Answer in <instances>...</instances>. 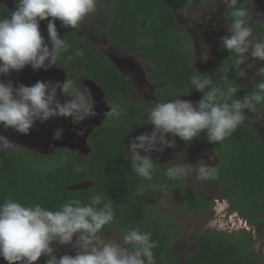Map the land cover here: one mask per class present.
<instances>
[{
  "label": "trees",
  "instance_id": "obj_1",
  "mask_svg": "<svg viewBox=\"0 0 264 264\" xmlns=\"http://www.w3.org/2000/svg\"><path fill=\"white\" fill-rule=\"evenodd\" d=\"M193 1L102 0L111 8L107 29L111 41L153 60L152 79L163 85L155 92V100L148 102H132L133 87L129 80L109 59L102 58L88 45L79 35L80 26L67 29L59 20L55 22L60 37L71 46L65 56L76 49L84 51V56L72 63L61 59V67L96 82L107 93L109 102L122 107L123 114L118 122H108L93 132L90 143L94 152L87 158L64 150L48 158L27 152H0V202L11 195L23 204L39 203L56 210L69 199L86 202L93 191L103 193L113 202L116 213L115 222L106 225L103 231L120 232L122 237L123 230L140 227L158 242V247L152 250L154 264H176L175 257L169 254L181 235L180 229L168 217L158 215L156 206L144 197L156 187L173 193L180 210L198 215L204 214L211 202L187 190L183 179L169 180L164 175L167 163L161 159L153 157L157 169L152 180L138 177L125 159L124 146L129 132L142 123L149 108L182 95L189 87V79L196 70L193 44L186 33L176 28L175 18ZM200 1L207 5L212 0ZM7 10L11 8L0 6V14L6 15ZM230 11L225 9L229 22ZM40 31L48 39L47 21L40 22ZM252 32L264 38V23L255 24ZM217 51V55L206 60V72L217 80V69L221 66L227 69L222 75L238 88L237 98H242L247 91L237 81L232 54L222 49L221 41ZM262 80L264 77L259 75L258 83ZM217 83L223 87L222 80L218 79ZM256 109L264 110V104L256 105ZM3 131L0 127V135ZM174 140L179 153L214 150L219 164L209 178L221 183L232 207L244 219L251 220L258 228L264 225V142L254 127L242 124L217 144L209 143L203 133L189 143L178 137ZM84 184L89 186L77 189ZM140 194L145 196L142 198ZM257 242L255 235L246 231L229 234L209 230L200 234L196 250L187 255L183 264H258L264 262V257L255 255ZM46 260L42 256L39 264H46Z\"/></svg>",
  "mask_w": 264,
  "mask_h": 264
},
{
  "label": "clouds",
  "instance_id": "obj_2",
  "mask_svg": "<svg viewBox=\"0 0 264 264\" xmlns=\"http://www.w3.org/2000/svg\"><path fill=\"white\" fill-rule=\"evenodd\" d=\"M231 9V22L227 34L221 37V47L232 54V63L239 68L249 56L264 62V38L253 36L250 26L249 5L253 0H219ZM97 0H13V9L0 14V127L28 135L39 121L52 118H72L78 124L99 115L96 102L89 87L82 84L83 77L69 74L64 81H36L32 86L20 83L14 86L2 79L11 72H20L26 66L34 71H47L53 66L61 67V59L72 63L83 57L84 51L70 52V44L61 38L56 21L62 27L77 29L81 22L96 11ZM257 15L264 16L258 13ZM51 18V19H50ZM47 21L49 43L40 31V22ZM208 51L207 45H203ZM227 69H217L223 87L210 74L194 71L189 79L190 89L202 93L197 102L179 99L156 103L147 112V124L153 126L150 133L131 138L124 146L125 159L131 170L144 180H152L157 169L151 153L163 152L175 147L178 137L185 143L203 133L207 141L217 144L230 137L245 119V110L254 111L256 105L264 104V80L255 85L250 93L237 98L238 88L222 75ZM240 78L245 77L241 69ZM264 77V66L258 72ZM58 90L71 99L63 103L58 99ZM108 111L103 113L104 122H118L123 114L119 104L104 101ZM81 130L77 135H83ZM62 130L54 138L59 139ZM21 147L0 135V152L19 150ZM144 153L141 155V153ZM176 159V158H175ZM211 159V157H210ZM164 175L172 181L187 178L195 172L197 179H207L216 169L202 159L196 165L169 162ZM113 202L105 195L93 191L86 202L69 199L58 209L50 210L39 203L23 204L11 195L0 202V258L7 264H36L46 257V264H154L153 249L158 242L151 233L140 227L123 230L122 243L106 237L103 229L115 222ZM75 237V239H74ZM68 246L75 255H54L53 244Z\"/></svg>",
  "mask_w": 264,
  "mask_h": 264
},
{
  "label": "rangeland",
  "instance_id": "obj_3",
  "mask_svg": "<svg viewBox=\"0 0 264 264\" xmlns=\"http://www.w3.org/2000/svg\"><path fill=\"white\" fill-rule=\"evenodd\" d=\"M2 5H6L12 10L13 0H0V6ZM248 7L251 13V28L255 24L264 23V16L257 15L258 13L264 14V0H253V4ZM225 9L226 7L219 0H212L207 5L202 4L201 1H196L186 11L176 17L177 28L190 36L193 44V65L196 71L201 74H208L205 70V62L208 58L217 55L218 52L211 54L212 52L209 49L227 34L226 26L230 22L226 19ZM110 19V6L102 2V0H97L96 11L89 14L81 22L79 35L87 41L88 45L99 56L110 59L118 71L129 80L133 86V97L136 102L154 100L155 92L163 84L152 79L153 60L150 57L137 55L114 45L107 31ZM253 36L263 38L254 35V33ZM45 42L49 43L48 39H45ZM203 45H207L208 51L204 49ZM49 48H51L50 43ZM114 59L117 61H114ZM121 63L122 65H120ZM262 66H264V62L255 61L249 56L246 63L237 68V81L241 88L249 93L252 92L258 83V72ZM241 69L245 72L244 78H240L238 75ZM11 76H13L12 72L4 77L5 83L10 80ZM189 93L188 95H182L179 99L195 103L202 98V93L197 92L195 89H190ZM245 115L246 119L243 124L254 127L260 139L264 142V110L256 108L251 112L245 110ZM141 121L140 125L130 131V135L125 142L126 146L131 138L143 133H150L153 130V126L147 124V114L144 120ZM10 129H5L4 132V136L8 139H10ZM168 139L173 140L174 137L169 134ZM143 154L142 152L141 155ZM151 155L167 164L183 160L184 163L196 165L202 159L208 166L214 168L219 164L215 151L211 149H195L189 153H179L173 147L165 148L163 152H153ZM183 181L187 190L211 202L204 214H190L180 210L175 195L168 191L153 187L152 191L145 196V200L150 205L156 206L155 211L158 215L168 217L171 224L180 229L181 235L174 243L169 254L175 257L176 264L185 262L187 255L196 250L200 234L209 230L229 234L241 231L253 233L255 239H258L255 255L264 257V225L258 228L251 220L244 219L240 212L232 207V203L220 182L214 181L209 177L203 180L197 179L195 172L191 173L187 178H183ZM103 233L106 237H111L116 242L121 243L120 232L103 231ZM260 233L261 237L259 238ZM52 247L55 249L54 255L57 258L65 254L75 255V250L71 245L60 246L54 243ZM39 261L36 264H39ZM0 264H7V262L0 258ZM258 264H264V262Z\"/></svg>",
  "mask_w": 264,
  "mask_h": 264
},
{
  "label": "flooded vegetation",
  "instance_id": "obj_4",
  "mask_svg": "<svg viewBox=\"0 0 264 264\" xmlns=\"http://www.w3.org/2000/svg\"><path fill=\"white\" fill-rule=\"evenodd\" d=\"M196 1H200V0H194L191 3V5L193 3H195ZM190 6H188L186 8V10ZM186 10H184V11H186ZM183 12L178 13L176 15V17ZM175 24H176V18H175ZM176 28H177V26H176ZM177 29H179V28H177ZM180 31H182V30H180ZM182 32H184V31H182ZM184 33H186V32H184ZM221 35H223V34L221 33ZM220 41H221V39H219L218 42L215 43V45L209 49V51L212 52L211 54H214L217 52L218 45L220 44ZM114 45H116V44H114ZM121 49H123V48H121ZM124 50H126V49H124ZM127 51H129V50H127ZM129 52H131V51H129ZM131 53H133V52H131ZM114 61H117V60L114 59ZM120 65H122V63ZM12 75L13 76H11L9 79L13 82L14 86H16L20 83H23L26 86H32L38 80L44 81V82H49V81H52V82L61 81L62 82L65 80L66 76L68 75V72L59 66H53L50 69H48L47 71H45L43 69L38 70V71H34L30 66H26L20 72H12ZM75 75L78 78L83 77L82 78V84L89 87V85L87 84V81L90 79H88L85 76H79L78 74H75ZM3 80L5 81L4 77H3ZM91 91H92V95L94 97L95 102L98 103V100L100 98V94H95L97 96L96 97L94 95V91L92 89H91ZM104 93H105V96L101 97L100 101H101V104L104 105L106 108L107 104L104 101H109V100L107 98V93L106 92H104ZM58 99L61 101V103H63L65 100H68L71 98L63 96L58 90ZM154 100H155V98H154ZM154 100H148V101H154ZM132 102L133 103H141V102H136L133 95H132ZM99 108L100 107L98 104L96 106V111L99 113V115H97L96 117L91 118V119H85L78 124L74 123L72 118L57 117V118H52V119H50L44 123H40L39 121H37L34 124L33 128L30 129V132L28 135L19 134V133L15 132L14 130L10 129L9 130V138H10L9 140L21 147L20 150H18L17 152H27V153L33 154L35 156L48 158V157H51L53 155H56L59 151L64 150V151H68L70 153L77 155L79 158H87L90 155H92V153L94 152V147L90 143L91 136H92L93 132L95 130H97L98 128L102 127L104 124L108 123V122H105L102 126L94 128V126L98 123V121L100 119V115L102 114V110H101L102 108L101 109H99ZM147 112H146V114H147ZM57 130H62V135L59 139L54 138V134ZM81 130L84 131V134L83 135H77V133ZM4 132H5V129L1 135L4 136ZM129 135H130V132H129ZM129 135L125 139V142L128 139ZM125 150H126V147H125ZM13 153H16V152H13ZM87 186H89V184L88 185L87 184L79 185L78 187L85 188ZM78 187H77V189H78ZM154 188H156V187H154ZM140 195L142 196V198H143V196H145L142 194H140Z\"/></svg>",
  "mask_w": 264,
  "mask_h": 264
},
{
  "label": "water",
  "instance_id": "obj_5",
  "mask_svg": "<svg viewBox=\"0 0 264 264\" xmlns=\"http://www.w3.org/2000/svg\"><path fill=\"white\" fill-rule=\"evenodd\" d=\"M87 84L89 85V87L94 91V95L95 94H100V98L98 100V103L96 102V106L99 104V109L102 110V114L100 115V119L98 121V123L94 126V128H97V127H100L102 126L105 122H104V116H103V113L108 111V107L101 104V97H104L105 96V93H104V90L94 81L92 80H88L87 81ZM96 96V95H95ZM97 97V96H96ZM100 101V102H99Z\"/></svg>",
  "mask_w": 264,
  "mask_h": 264
}]
</instances>
